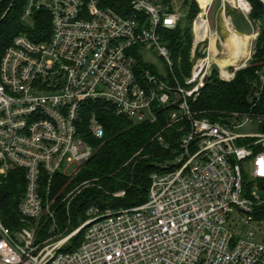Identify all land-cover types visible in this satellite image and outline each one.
I'll use <instances>...</instances> for the list:
<instances>
[{"label": "built area", "instance_id": "2783aa9c", "mask_svg": "<svg viewBox=\"0 0 264 264\" xmlns=\"http://www.w3.org/2000/svg\"><path fill=\"white\" fill-rule=\"evenodd\" d=\"M126 1L127 15L102 7L100 0H26L25 24L32 27L26 21L45 11L52 32L40 43L20 34L0 61V181L12 170L24 171L26 180L22 227L13 231L0 218V264H264L263 117L230 113L212 121L193 112L191 103L215 64L210 39L196 37L198 17L194 64L181 83L159 29H176L183 8ZM154 48L169 67L167 78L147 68L139 72L142 52ZM216 64L226 82L247 67L223 70ZM89 106L135 123H155L158 110L169 109L180 139L159 138L174 164L166 161L152 174L145 204L95 206L77 229L61 232L46 197L56 175L75 176L93 155L82 138ZM86 126L94 138H104L96 114ZM71 167L77 169L68 175ZM236 212L240 220L231 222ZM243 227L248 232L240 239ZM79 234L80 245L66 251Z\"/></svg>", "mask_w": 264, "mask_h": 264}, {"label": "trees", "instance_id": "16d2710c", "mask_svg": "<svg viewBox=\"0 0 264 264\" xmlns=\"http://www.w3.org/2000/svg\"><path fill=\"white\" fill-rule=\"evenodd\" d=\"M158 1L172 6V0ZM245 1L252 9L248 18L240 16L247 26L259 29L252 59L230 82L221 80L218 67L213 68L205 88L196 102L191 103V108L212 121L230 113L254 112L263 117L264 131V81L260 80L264 73V0ZM25 4L26 0H5L0 7V61L20 34H26L38 43L50 38V15L45 11L36 12L32 18L33 26L29 27L23 20ZM100 4L123 15L130 13L126 0H100ZM182 8L185 17L176 29H159L161 41L174 61V74L181 83L192 71L193 24L202 12L197 0H184ZM226 9L230 17H236L235 9L229 5ZM196 54L203 56L202 52L197 51ZM138 67L139 72L147 68L142 61H139ZM257 92L259 96H256ZM87 109L82 138L92 147L93 155L75 176L56 175L50 195L46 197L56 214L61 232L68 229L69 233L87 221V213L92 207L119 210L145 204L149 198L152 174L159 171L160 164L172 159V151L165 149L159 138L170 143L180 139L178 126H170L169 109L160 108L155 123H135L116 116L113 110L105 107L96 110L94 106H89ZM93 114L104 126L103 139H96L88 132L86 124ZM46 186V182H42L45 195ZM77 188L73 198L66 199ZM25 190L26 180L22 170H12L0 181V218L13 231L22 227L19 207ZM120 193L124 195L118 196ZM82 239L83 234L75 236L66 251L76 249Z\"/></svg>", "mask_w": 264, "mask_h": 264}, {"label": "rangeland", "instance_id": "374dc122", "mask_svg": "<svg viewBox=\"0 0 264 264\" xmlns=\"http://www.w3.org/2000/svg\"><path fill=\"white\" fill-rule=\"evenodd\" d=\"M183 1L184 0H172L173 5H177L179 7H183ZM210 1V0H208ZM207 1V2H208ZM229 5L232 9H235L236 11V17L232 18L228 15V11L226 9V6ZM202 7V6H200ZM245 16L246 19V14L239 9L236 6L235 0H212V3L208 9L207 15H206V20L209 25L210 33L211 34H217L219 36V39L216 43L217 50L219 51L218 58L224 59L227 58L229 59V56H232V49L229 48V52L224 47L225 43L232 44L234 46H237L239 44L238 39L234 38L230 40L231 33L228 29V23H232L235 31L241 36H244V43H243V49H244V55L243 56H237L234 52L233 56V62L236 64H230L227 67H245L248 66V62L250 60L251 55L253 54L254 51V43L258 35V27L256 26H247L246 23L244 22V19L241 16ZM26 23L28 25H33V22L31 19L27 20ZM227 23V24H226ZM240 28V29H239ZM242 29V30H241ZM209 42V40H207ZM207 42V43H208ZM209 46V43L208 45ZM140 52H138L139 54ZM231 59V60H232ZM230 60V59H229ZM230 60V61H231ZM143 63L147 66V69H150L151 71L161 75L164 78H167L169 75V67L166 64L165 60L159 56L158 51L156 48L150 51H143L142 52V60ZM214 68L217 67L218 63L216 60H214ZM194 62H192V65ZM254 113V112H252ZM255 115H259L257 113H254ZM254 132L259 133L260 129L257 126V122L254 123ZM169 165H173V161H168ZM76 167H71L70 169L67 170L68 175H73L76 171ZM124 193H120L118 196H123ZM237 220H240L237 212L232 214L231 217V222H235ZM233 226V223H232ZM248 232L247 227H243L240 229L239 233L236 234L238 238L240 239H245L246 234ZM261 238V237H260ZM260 239H257L259 241Z\"/></svg>", "mask_w": 264, "mask_h": 264}, {"label": "bare ground", "instance_id": "6f19581e", "mask_svg": "<svg viewBox=\"0 0 264 264\" xmlns=\"http://www.w3.org/2000/svg\"><path fill=\"white\" fill-rule=\"evenodd\" d=\"M199 5L202 6L201 9H202V14L201 16L199 17L195 27H194V31H195V34H196V37L198 40H202L204 38H209L210 41H211V48H210V57L211 59H214L218 62V64L222 67V69L224 70L228 65L230 64H236L233 62V59L234 56V52L237 56H243L244 55V49H243V43H244V38L243 36H241L239 33H237L235 31V28L233 26L232 23H226L228 26V29L231 33L232 36H230V40L234 38H237L238 39V42L239 44L237 46H234L232 44H229V43H225L224 44V47L225 49L227 50V52H229V48L232 49V56L230 57L229 56V59L227 58H224V59H221V58H218V55H219V51L217 50V47H216V43L219 39V36L217 34H211L210 33V29H209V25H208V22L206 20V15H207V12H208V9L212 3V0L209 1V3L207 4L206 6V2L208 0H197ZM235 3H236V6L241 9L245 14H248L249 13V10H250V5L246 2V1H243V0H235ZM206 6V7H205Z\"/></svg>", "mask_w": 264, "mask_h": 264}, {"label": "water", "instance_id": "95a60500", "mask_svg": "<svg viewBox=\"0 0 264 264\" xmlns=\"http://www.w3.org/2000/svg\"><path fill=\"white\" fill-rule=\"evenodd\" d=\"M198 2V1H197ZM199 4V3H198ZM200 6V5H199ZM201 8V7H200ZM202 10V9H201ZM201 14H202V12H201ZM201 14L198 16V18L201 16ZM198 18H197V20H198ZM257 37H258V35H257Z\"/></svg>", "mask_w": 264, "mask_h": 264}, {"label": "crops", "instance_id": "0c3cea01", "mask_svg": "<svg viewBox=\"0 0 264 264\" xmlns=\"http://www.w3.org/2000/svg\"><path fill=\"white\" fill-rule=\"evenodd\" d=\"M208 3H209V1H208V2H206V6H207V4H208ZM206 6H205V7H206ZM240 35H241V34H240ZM242 36H243V35H242ZM243 38H244V36H243Z\"/></svg>", "mask_w": 264, "mask_h": 264}]
</instances>
